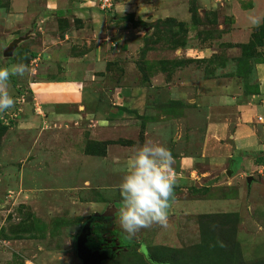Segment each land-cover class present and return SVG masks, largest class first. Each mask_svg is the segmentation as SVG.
I'll list each match as a JSON object with an SVG mask.
<instances>
[{"label": "rangeland", "instance_id": "rangeland-1", "mask_svg": "<svg viewBox=\"0 0 264 264\" xmlns=\"http://www.w3.org/2000/svg\"><path fill=\"white\" fill-rule=\"evenodd\" d=\"M243 2L247 8L253 0ZM172 4L171 0H162L160 7L169 9ZM185 9V17L172 16L150 23L130 18L134 27L145 31L139 59L114 63L106 82L95 88L110 91L126 70L132 73L134 84L148 87L159 69L174 74L176 65L178 71L190 65L184 59H175L169 63L172 66L165 64L170 62L171 51L209 46L217 53L206 61L205 71L193 65L189 77L195 80L204 75L213 81L208 91L221 95L237 92L232 79L244 75L246 89L256 93L255 62L251 58L257 59V47L264 44V26L250 46L230 49L231 43L223 39L230 32V18L217 9L203 12L196 0L188 2ZM42 10L39 2L0 0V67H27L22 77L10 78L7 91L14 98V106L0 113V264H83L77 243L88 223L90 237L108 247L98 250L110 258L103 264H264V163L261 171L248 166L246 174L235 179L240 184L235 189L220 187L194 196L237 199L238 204L177 207L167 214V227L154 223L129 234L120 223V185L124 177L120 172L111 175L107 171L108 143L90 140L88 121H83L81 127H62L35 138L28 137L23 129L11 132L20 128L15 115L26 112L28 83L37 68L31 62L32 54L41 46L39 29L44 28ZM32 11L37 13L36 18L29 16ZM29 31L33 37L25 39ZM20 38L25 41L7 56ZM252 48L257 54L251 53ZM148 94L151 113L142 118L145 123L157 121V87L149 89ZM26 143L29 150L23 146ZM255 155L256 164L264 159V148ZM223 176L228 180L226 173ZM250 176L252 184L260 186L240 196L241 190H249ZM175 194V199H186ZM114 202L119 203V210L109 208Z\"/></svg>", "mask_w": 264, "mask_h": 264}, {"label": "crops", "instance_id": "crops-1", "mask_svg": "<svg viewBox=\"0 0 264 264\" xmlns=\"http://www.w3.org/2000/svg\"><path fill=\"white\" fill-rule=\"evenodd\" d=\"M171 1L173 4L166 9L160 7L162 0H113L112 9L102 10L100 0H26L43 4L44 28L39 29L40 48L31 52V62L37 68L28 83L26 112L16 115L20 128L11 132L23 129L28 137L35 138L62 127H81L83 121H88L90 140L108 143L105 164L111 175L120 172L124 177L127 162L145 142L171 150L176 185L167 214L177 207L208 208L221 202L238 204L237 199L211 200L194 196L220 187L235 189L234 186H240L235 179L245 175L248 166L262 169L263 163L255 164V154L264 148V44L257 47L258 54L255 48L251 49V53L257 54V59L251 58L255 62L256 93L246 89L244 75L232 79L237 84V92L221 95L208 91L213 81L204 75L195 80L189 77L193 65L205 71L206 61L217 53L216 48L209 46L171 51L170 62L165 64L184 59L190 65L185 64L184 71H178L176 65L174 74L159 69L148 87L134 84L132 73L126 70L110 91L95 88L102 81L106 82L109 67L114 63L139 59L145 31L134 27L130 18L150 23L172 16H187L185 5L192 0ZM196 2L203 12L217 9L232 20L230 32L223 38L231 43L230 49L252 43L256 30L264 24V0H253L247 8L243 0ZM28 14L32 18L37 15L35 11ZM254 20H259V24ZM32 37L29 31L25 39ZM23 40H16L15 48ZM182 73L185 76L181 77ZM241 82L243 85H238ZM156 87L157 121L145 123L142 118L151 113L147 95L149 89ZM23 146L29 150L28 143ZM225 173L228 180L223 176ZM252 182L253 177H247L249 190H241L240 196L260 186ZM175 193L186 199H175ZM117 204H109V208L119 210Z\"/></svg>", "mask_w": 264, "mask_h": 264}, {"label": "clouds", "instance_id": "clouds-1", "mask_svg": "<svg viewBox=\"0 0 264 264\" xmlns=\"http://www.w3.org/2000/svg\"><path fill=\"white\" fill-rule=\"evenodd\" d=\"M259 24V20L253 21ZM25 65L0 67V113L14 106V98L7 91L11 77L23 76ZM171 150L163 145L145 142L127 162V172L120 185L123 207L120 223L129 234L154 223L167 227L168 209L176 180Z\"/></svg>", "mask_w": 264, "mask_h": 264}, {"label": "water", "instance_id": "water-1", "mask_svg": "<svg viewBox=\"0 0 264 264\" xmlns=\"http://www.w3.org/2000/svg\"><path fill=\"white\" fill-rule=\"evenodd\" d=\"M18 42L14 43L7 52V56L11 55L12 49L15 48ZM251 181L252 178H249ZM91 224L88 223L83 229L82 235L78 239V253L79 258L82 260L83 264H103L107 260H109V256L105 253H100L98 250H92L88 247V239L91 235Z\"/></svg>", "mask_w": 264, "mask_h": 264}, {"label": "trees", "instance_id": "trees-1", "mask_svg": "<svg viewBox=\"0 0 264 264\" xmlns=\"http://www.w3.org/2000/svg\"><path fill=\"white\" fill-rule=\"evenodd\" d=\"M263 26H264V24H263L261 27H259V28L257 29V32H256V33H258V31H259L260 29H262ZM260 31H261V30H260ZM256 33H255V35H256ZM251 44H252V43H250V44L247 45V46H250ZM242 47H243V46H242ZM244 47H245V46H244ZM259 162H260V163H264V159L259 160ZM88 247L91 248L92 250H100V249H107V248H108V247H106V245L104 244V242H102V241H99V242L94 241L93 237H90V238L88 239ZM111 247H116V245H115V244H112Z\"/></svg>", "mask_w": 264, "mask_h": 264}, {"label": "built area", "instance_id": "built-area-1", "mask_svg": "<svg viewBox=\"0 0 264 264\" xmlns=\"http://www.w3.org/2000/svg\"><path fill=\"white\" fill-rule=\"evenodd\" d=\"M99 6L102 10H110L113 8V0H100Z\"/></svg>", "mask_w": 264, "mask_h": 264}]
</instances>
